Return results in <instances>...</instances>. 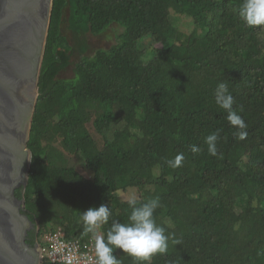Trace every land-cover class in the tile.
Here are the masks:
<instances>
[{
    "label": "trees",
    "instance_id": "trees-1",
    "mask_svg": "<svg viewBox=\"0 0 264 264\" xmlns=\"http://www.w3.org/2000/svg\"><path fill=\"white\" fill-rule=\"evenodd\" d=\"M242 2L53 0L27 144L29 246L58 229L93 239L80 217L101 204L112 213L97 230L106 237L131 212L118 192L138 188L137 207L159 197L154 217L169 237L167 251L143 264H264V28L244 24ZM109 31L115 43L86 55L88 36ZM70 66L73 76L60 78ZM220 83L244 139L215 103ZM212 133L216 156L205 143Z\"/></svg>",
    "mask_w": 264,
    "mask_h": 264
},
{
    "label": "water",
    "instance_id": "water-1",
    "mask_svg": "<svg viewBox=\"0 0 264 264\" xmlns=\"http://www.w3.org/2000/svg\"><path fill=\"white\" fill-rule=\"evenodd\" d=\"M52 4L0 0V264H42L40 246L26 243L34 224L23 213V193Z\"/></svg>",
    "mask_w": 264,
    "mask_h": 264
},
{
    "label": "clouds",
    "instance_id": "clouds-1",
    "mask_svg": "<svg viewBox=\"0 0 264 264\" xmlns=\"http://www.w3.org/2000/svg\"><path fill=\"white\" fill-rule=\"evenodd\" d=\"M239 16L248 27L264 28V0H243ZM215 103L228 113L227 119L231 126L239 130L237 133L239 138H246L245 121L233 110L234 99L226 84L220 83L217 86ZM217 140L218 134L216 133L209 134L205 138L208 152L212 156L217 155ZM191 151L197 153L200 149L194 145ZM183 160L184 156L181 153L169 163L173 167H177ZM129 205L131 212L127 222L113 221L106 237L98 233L97 230L109 223L112 213L108 205L101 204L99 207H92L81 213L80 218L84 225V232L91 234L95 241V264H121V261L114 255L116 250L135 258L139 264H143L154 254H163L167 251L169 237L165 234V229L157 224L154 217L155 210L160 206L159 197L149 199L138 207L133 199L129 201ZM174 243L179 244L180 241L175 240ZM43 261L42 259V263Z\"/></svg>",
    "mask_w": 264,
    "mask_h": 264
},
{
    "label": "built area",
    "instance_id": "built-area-1",
    "mask_svg": "<svg viewBox=\"0 0 264 264\" xmlns=\"http://www.w3.org/2000/svg\"><path fill=\"white\" fill-rule=\"evenodd\" d=\"M94 244V239L69 240L58 229L43 237L41 257L51 264H95Z\"/></svg>",
    "mask_w": 264,
    "mask_h": 264
},
{
    "label": "rangeland",
    "instance_id": "rangeland-1",
    "mask_svg": "<svg viewBox=\"0 0 264 264\" xmlns=\"http://www.w3.org/2000/svg\"><path fill=\"white\" fill-rule=\"evenodd\" d=\"M190 19L182 16L179 21L178 29L182 32H190L192 29H194V26H188ZM115 35L114 32L109 31L105 32L104 34H101L100 36L92 37L91 35L88 36V43H89V50L87 51L86 55L93 54L97 49L103 48L107 49L109 48L113 43H115ZM77 57H73V61H77ZM72 66H70L66 71L59 74L60 78L69 79L73 76L72 74ZM143 178L140 179L142 181ZM143 188H146V185L143 186ZM119 197L121 200L124 201H131L136 200L139 198V189L138 188H130L126 192H118Z\"/></svg>",
    "mask_w": 264,
    "mask_h": 264
},
{
    "label": "flooded vegetation",
    "instance_id": "flooded-vegetation-1",
    "mask_svg": "<svg viewBox=\"0 0 264 264\" xmlns=\"http://www.w3.org/2000/svg\"><path fill=\"white\" fill-rule=\"evenodd\" d=\"M31 232V231H30Z\"/></svg>",
    "mask_w": 264,
    "mask_h": 264
}]
</instances>
